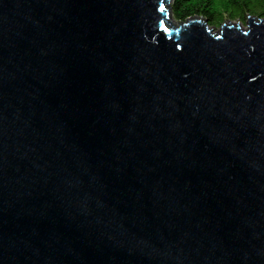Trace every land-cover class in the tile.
<instances>
[{
    "label": "water",
    "instance_id": "95a60500",
    "mask_svg": "<svg viewBox=\"0 0 264 264\" xmlns=\"http://www.w3.org/2000/svg\"><path fill=\"white\" fill-rule=\"evenodd\" d=\"M171 0H0V264H264V18Z\"/></svg>",
    "mask_w": 264,
    "mask_h": 264
},
{
    "label": "trees",
    "instance_id": "16d2710c",
    "mask_svg": "<svg viewBox=\"0 0 264 264\" xmlns=\"http://www.w3.org/2000/svg\"><path fill=\"white\" fill-rule=\"evenodd\" d=\"M170 7L176 21L200 16L209 27L225 20L245 21L247 16L264 18V0H172Z\"/></svg>",
    "mask_w": 264,
    "mask_h": 264
},
{
    "label": "rangeland",
    "instance_id": "374dc122",
    "mask_svg": "<svg viewBox=\"0 0 264 264\" xmlns=\"http://www.w3.org/2000/svg\"><path fill=\"white\" fill-rule=\"evenodd\" d=\"M172 1V0H171ZM171 1H170V3H169V6H170V4H171ZM171 8V7H170ZM171 10V9H170ZM171 13V12H170ZM170 17H171V22L175 25V26H177L180 22L179 21H176L174 18H173V16H172V13H171V15H170ZM195 17H197V16H195ZM248 17V16H247ZM247 19V18H246ZM246 19H245V21H232V23H234V24H237V23H239V25L240 26H242L243 28H245V26H246ZM228 21L229 20H225L223 23H228ZM231 21V20H230ZM222 23V24H223ZM221 24V25H222ZM220 25V26H221ZM220 26H218V27H212L213 29H214V31L215 32H217L218 30H219V28H220ZM211 28V27H210Z\"/></svg>",
    "mask_w": 264,
    "mask_h": 264
},
{
    "label": "bare ground",
    "instance_id": "6f19581e",
    "mask_svg": "<svg viewBox=\"0 0 264 264\" xmlns=\"http://www.w3.org/2000/svg\"><path fill=\"white\" fill-rule=\"evenodd\" d=\"M234 24V23H233Z\"/></svg>",
    "mask_w": 264,
    "mask_h": 264
}]
</instances>
